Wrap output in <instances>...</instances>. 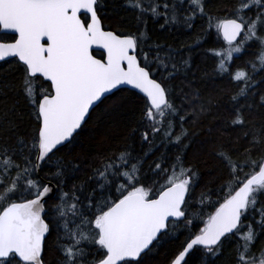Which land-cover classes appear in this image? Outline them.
<instances>
[{
	"label": "snow or ice",
	"instance_id": "snow-or-ice-1",
	"mask_svg": "<svg viewBox=\"0 0 264 264\" xmlns=\"http://www.w3.org/2000/svg\"><path fill=\"white\" fill-rule=\"evenodd\" d=\"M98 3L99 0H0V31L14 34L6 38L11 42H0V61L17 58L22 72L19 89L36 121L29 140L18 138L19 150L17 146L0 145V188L3 189L0 191V264H46L45 238L53 229L58 241L61 229L70 241L58 243L57 264H141L142 254L160 234L166 233L170 223L176 225L182 220L191 223L184 205L197 173L185 168L182 157L177 155L171 175L160 163L155 164V170L149 166L156 175L162 171L168 178L158 190L154 188L155 182L145 187L140 176L143 159L134 157L128 148L93 169L89 179L96 186L85 195L87 204L77 195L84 187L74 186L71 195L61 191L53 215L46 214L45 197L53 189L33 176L41 162L50 160L66 142L71 144L74 133L87 123L91 112L118 86L130 85L143 94L142 141L150 142L149 129L153 137L164 131L166 138L178 148L187 136L184 130L178 135L172 131L174 119L168 117L178 116L179 110L169 100L168 89L153 78L152 63H156L158 71L160 67L168 70L171 62L170 76L179 71L172 55L165 59L157 51L155 59L150 61V50L145 52L141 47L147 40L144 31L124 35L104 30ZM185 3L190 14L184 16V23L191 28L197 11L205 14L204 0H179L181 7ZM125 6L137 13L138 22L148 12L153 17H163L161 27L178 19L177 5L170 6L166 0L162 5L126 0ZM230 17L218 19L215 24L228 47L214 51L213 55L219 58L217 68L221 74L230 76L238 86L243 84L232 97L238 104V97L246 96L255 86L254 74L264 71V0H238ZM250 43L259 46L256 59L233 72V53L241 54ZM93 46L103 49L101 58L92 54ZM141 54L143 62L139 59ZM41 77L48 82L46 88L37 86ZM6 89L7 85L0 87V96L7 95ZM259 104L264 106V95L260 96ZM13 110L15 106L0 112V128L5 123L12 125L5 118ZM179 119L185 121L184 116ZM166 120L165 129L161 125ZM243 123L242 111L237 109L233 124ZM138 130L134 128L132 134ZM249 143L251 147L245 150L246 158L242 162L234 160L231 152L217 153L227 170L230 189L208 216L204 227L182 245L170 264H187L186 255L195 246H200L208 257H218L222 238L229 234L238 236L235 264H264V244L253 251L257 237L264 233V204L260 203L264 196V152L259 158L252 157L253 148L264 147V136H254ZM25 150L27 156L22 157L21 167L13 157ZM64 167L58 164L57 177L64 174ZM12 171L16 172L15 176H11ZM5 180L10 183L6 184ZM210 195V192L202 194L200 202ZM249 212L254 222L244 224L243 218Z\"/></svg>",
	"mask_w": 264,
	"mask_h": 264
},
{
	"label": "trees",
	"instance_id": "trees-1",
	"mask_svg": "<svg viewBox=\"0 0 264 264\" xmlns=\"http://www.w3.org/2000/svg\"><path fill=\"white\" fill-rule=\"evenodd\" d=\"M152 2L162 5L165 0H144L146 5ZM166 2L170 6L173 3L177 5L178 19L176 23H169L164 27H161L164 24L163 17H153L151 12L146 13L143 21L138 22L137 13L125 6L126 0H99L97 9L102 26L106 29L124 35L136 33L138 30L144 31L147 40L141 47L145 52L150 50V61L155 59L157 51L165 59L169 54L172 55L179 71L170 76L171 62L168 63V70L160 67L158 71L156 63H152L153 78L168 89L169 100L179 110L178 116L168 119H174L175 127L172 131L175 135L180 134L182 130L187 132L183 144L179 148L173 145L166 138L164 131L153 137L150 129V142L142 141L140 135L144 130V125L140 123L142 95L123 87L108 94L104 103L98 104L91 112L87 123L74 133L70 145L66 142V145L61 147L50 160L40 165V176L57 185L55 196L45 203L46 214L50 217L53 215L54 206L59 203L58 197L61 191L71 195L74 186L76 189L84 187V191L77 192V195L87 204L84 197L96 186L95 182L89 179L93 176V169L100 168L106 158L118 155L125 148H128L134 157L143 159L140 172L143 185L150 187L155 182L156 190L167 182L175 158L180 155L184 167L191 168L197 173L193 177V183L186 196L187 203L184 205L187 219L191 220V223H186L184 220L176 225L170 223L166 233L160 234L142 254L141 264H168L181 251L182 245L199 232L219 203L223 202L230 185H228L227 170L217 157V153L231 152L234 160L242 162L246 158L245 150L251 147L249 141L254 136H264V106L259 104L260 96L264 95V71L254 74L255 86L246 96H239L237 104L232 97L238 94L243 84L238 86L230 76L221 74L217 68L219 58L213 55L214 51L228 47L215 24L218 19L231 18L230 11L237 7L238 0H204L205 14L201 15L197 11L191 21V28L184 23V16L190 14L187 3L181 7L179 0H166ZM11 36L8 33H0V40H10L6 38ZM157 45L159 48L156 47ZM258 52V44L250 43L241 54L233 53L232 71L245 68L250 61L256 59ZM94 54L100 56L101 53L94 51ZM139 59L143 62V54ZM18 63L15 57L0 61V87L8 86L7 95L0 96V112L15 106V110L9 111L8 117L5 118V120L10 119L12 125L5 123L0 128V145L17 146V150H19L18 138L29 140L36 127L32 109L19 89L22 72ZM248 71L251 72L250 67ZM41 85L46 88L48 82L39 78L38 88ZM117 101L122 103H116ZM237 109L243 114L242 125L233 124ZM180 116L185 117L184 122L180 121ZM161 127L167 128V120ZM134 128L139 129L135 135L132 134ZM245 133L248 135L245 136ZM261 152H264V147L253 148L252 157L259 158ZM145 153L148 155L145 156ZM23 156H27V150L22 155L13 157L21 167H23ZM34 158L33 155V161ZM59 163L65 167L64 174L57 177L55 173ZM156 163L168 169V175L162 171L159 175L150 171L149 166L155 170ZM176 171H179L178 167ZM15 175L16 172L12 171L11 176ZM41 177L37 173L33 176L39 181H42ZM5 183H10V180H5ZM2 190L0 188V191ZM209 192L210 197L201 203V195ZM260 203L264 204V196L261 197ZM252 215L249 212L248 216L243 218L244 224L254 222L251 219ZM59 237L58 241L55 229L51 234L46 235L44 251L46 264H57L60 258L58 243H70L63 229L60 230ZM222 239V252L218 257H208L200 246H195L186 255L187 264H202V261L207 264L209 260L214 261V264H235L238 236L229 234L227 238ZM262 244H264V233L257 237L253 251L258 250Z\"/></svg>",
	"mask_w": 264,
	"mask_h": 264
},
{
	"label": "water",
	"instance_id": "water-1",
	"mask_svg": "<svg viewBox=\"0 0 264 264\" xmlns=\"http://www.w3.org/2000/svg\"><path fill=\"white\" fill-rule=\"evenodd\" d=\"M104 30H106V31H108V30H111V29H105L104 28ZM111 31H113V30H111ZM0 33H5V32H3V31H0ZM10 33V32H9ZM10 34H12V35H14L13 33H10ZM221 38L223 39V36L221 35ZM239 38V37H238ZM223 41H224V39H223ZM0 42H11V40H8V41H4V40H0ZM93 50H98V51H100L101 53H103V49H100V48H97V47H95V46H93V48L91 49V52L93 51ZM93 54V53H92ZM94 55V54H93ZM95 56V55H94ZM97 59H99V58H101V57H97V56H95ZM8 58H12V57H7L6 59H8ZM42 78V77H41ZM159 82V81H158ZM128 88V89H131V90H133V91H135V92H137V93H139L138 92V90H136V89H133L130 85H120V86H118V88ZM117 88V89H118ZM114 90H116V89H114ZM113 90V91H114ZM140 95H143V94H141V93H139ZM106 95H108V94H106ZM34 161H35V158H34ZM42 163V162H41ZM37 173V175L39 176V177H41L40 176V167H39V169H38V171L36 172ZM41 180H42V182H43V184H48V185H50V187L53 189V191L51 192V193H49L48 194V196H46L45 197V200H48L49 198H52V197H54L55 196V194H56V192H57V185L53 182V181H51V180H49V179H44V178H40ZM199 233V232H198ZM198 233H196V234H198ZM171 262V261H170ZM170 264V263H169Z\"/></svg>",
	"mask_w": 264,
	"mask_h": 264
},
{
	"label": "flooded vegetation",
	"instance_id": "flooded-vegetation-1",
	"mask_svg": "<svg viewBox=\"0 0 264 264\" xmlns=\"http://www.w3.org/2000/svg\"><path fill=\"white\" fill-rule=\"evenodd\" d=\"M97 56V55H96ZM98 57H101V54H100V56H98Z\"/></svg>",
	"mask_w": 264,
	"mask_h": 264
}]
</instances>
